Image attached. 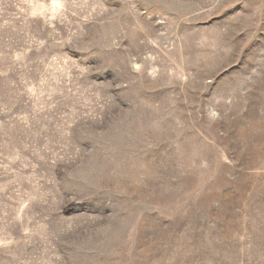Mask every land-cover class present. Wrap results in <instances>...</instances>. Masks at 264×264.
<instances>
[{
    "label": "rangeland",
    "instance_id": "1",
    "mask_svg": "<svg viewBox=\"0 0 264 264\" xmlns=\"http://www.w3.org/2000/svg\"><path fill=\"white\" fill-rule=\"evenodd\" d=\"M0 264H264V0H0Z\"/></svg>",
    "mask_w": 264,
    "mask_h": 264
}]
</instances>
